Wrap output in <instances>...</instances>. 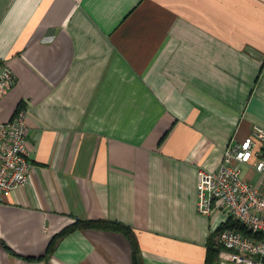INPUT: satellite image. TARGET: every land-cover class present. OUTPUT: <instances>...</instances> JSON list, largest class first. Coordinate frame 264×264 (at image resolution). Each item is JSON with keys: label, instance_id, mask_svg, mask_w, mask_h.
Listing matches in <instances>:
<instances>
[{"label": "crops", "instance_id": "crops-1", "mask_svg": "<svg viewBox=\"0 0 264 264\" xmlns=\"http://www.w3.org/2000/svg\"><path fill=\"white\" fill-rule=\"evenodd\" d=\"M2 63L0 121L26 111L32 170L0 194V264H132L93 229L46 258L76 219L132 228L142 264H206L227 221L197 211V172L264 129V0H0Z\"/></svg>", "mask_w": 264, "mask_h": 264}, {"label": "built area", "instance_id": "built-area-1", "mask_svg": "<svg viewBox=\"0 0 264 264\" xmlns=\"http://www.w3.org/2000/svg\"><path fill=\"white\" fill-rule=\"evenodd\" d=\"M16 77L0 64V102L12 89ZM26 111L0 121V194L10 195L27 184L32 164L28 148ZM250 165L264 178V129L255 126L238 145L223 152L218 171L197 172V211L219 214L242 224L250 234L225 229L219 236V264H264V196L256 185L242 178L238 165Z\"/></svg>", "mask_w": 264, "mask_h": 264}, {"label": "trees", "instance_id": "trees-1", "mask_svg": "<svg viewBox=\"0 0 264 264\" xmlns=\"http://www.w3.org/2000/svg\"><path fill=\"white\" fill-rule=\"evenodd\" d=\"M89 229L113 231V232L121 233L128 240L131 246L132 264H142L140 246L132 228L118 222L105 221V220L76 219L71 225L64 228L61 232H59L51 239L48 248L46 250L45 257L47 258L51 256L58 242L67 235L75 231L89 230ZM225 229H235L237 231L242 232L245 235L250 234V232H248L242 224L229 219L225 224L221 225L217 229L216 233H214L208 239L209 241L207 244V255L205 261L206 264H219L218 256H219V251L221 250V246L219 244V236L222 233V231H224ZM216 236H218V239L215 241ZM10 253L13 254L11 251ZM42 258H44V256ZM42 258H34V259L26 258V260H40Z\"/></svg>", "mask_w": 264, "mask_h": 264}]
</instances>
